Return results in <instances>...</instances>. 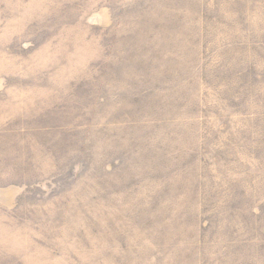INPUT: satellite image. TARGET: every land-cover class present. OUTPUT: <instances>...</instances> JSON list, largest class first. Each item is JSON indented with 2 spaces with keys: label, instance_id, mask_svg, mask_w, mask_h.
Here are the masks:
<instances>
[{
  "label": "rangeland",
  "instance_id": "374dc122",
  "mask_svg": "<svg viewBox=\"0 0 264 264\" xmlns=\"http://www.w3.org/2000/svg\"><path fill=\"white\" fill-rule=\"evenodd\" d=\"M178 61L187 83L162 90ZM141 139L165 170L119 167ZM209 189L264 235V0H0V264L229 262L184 220Z\"/></svg>",
  "mask_w": 264,
  "mask_h": 264
},
{
  "label": "trees",
  "instance_id": "16d2710c",
  "mask_svg": "<svg viewBox=\"0 0 264 264\" xmlns=\"http://www.w3.org/2000/svg\"><path fill=\"white\" fill-rule=\"evenodd\" d=\"M178 26L181 27L182 24H178ZM167 28H169V27H167ZM172 29H173V31L171 32L172 36L176 35L177 33H176L175 29H178L177 26L176 25L173 26ZM166 35L171 36L168 33V30H167ZM169 47H170L169 49H166V48H160L159 49L158 59L163 57V56H161V54L169 55V54L174 53L172 51L173 47L172 46H169ZM138 52H140V51H138ZM144 55L145 54L142 53V56L140 58L149 59V60L152 59V56L145 57ZM179 64H181V63L178 61V65L173 64L170 68L167 65H165V67L161 66L159 68V75H160V81L159 82H160V86H161L162 90L168 89V91L170 93H172V90L180 89L182 86H184V84L187 83L186 76L183 75L184 72L181 73L183 71V70H181L182 66ZM140 66H144V68H145L146 65L141 64ZM249 68H250L249 72H247L248 69H245L241 74V75H245L244 76L245 79L248 77L247 74H254V71H253V70H255L254 65L250 66ZM172 70H174V71L172 72ZM161 101L165 104L171 103V102L168 103L165 100H161ZM174 101L177 102L176 108L182 103V102H180L181 100H174ZM191 101H192V99H191ZM146 104L147 103H145V106L147 107V111H146V113H147L149 107ZM153 105L157 108L161 106L159 104H156L155 102L153 103ZM192 105L194 106V104H192ZM181 106L186 108L189 105H186L185 103H183V105H181ZM144 109H145L144 107L140 108L141 111H144ZM154 115H155V113L150 115L149 123L147 122V120L144 123L147 126L152 125L157 130V133L160 132L164 128V126L170 125L171 121L163 122V120L161 118H158V117L153 119L152 116H154ZM143 140L142 139L137 140L136 142L138 143V145L132 144L131 147H133L134 149L130 148V150H129L127 148L128 151L125 152L127 154L124 153L125 155H123L126 158V160H124L122 158L123 156L118 157V159L116 158L117 162L119 163V167L121 169H125L127 167V165H130L131 164L130 162L132 160H134V162L138 164V168L139 167L140 168L148 167V168H151L152 170H154L158 173L161 172L162 170H165L164 169L166 166L165 161L164 162L159 161V162L153 163V165H147V163L144 165L145 162L143 159L141 160L139 157H136L133 155L136 153V152L134 153V150H136V149L138 150L140 146L142 147V149H144ZM156 149H157L159 156L164 152L163 151L164 148H161L159 146ZM151 152L152 151L150 148V150L147 153H151ZM164 156H166L165 153H164ZM141 157H144V159H145L146 155L142 154ZM189 167L190 166H185L181 169V171H182L183 175H185L186 179L189 181H193L196 179L202 180L203 176L197 177L195 175V173L193 171H191L192 168L190 170ZM188 171H191V173H192L191 176H189ZM147 175H149L148 171H145L143 169L142 176H140L141 180L139 179L140 177H138L136 175V178H134V183L137 182V184L140 185L141 181L143 182V179L146 178ZM148 177H151V176H148ZM126 185H127V183H126ZM211 189L206 191L207 200H205L204 207L201 208L203 210L200 211L198 214L197 213L194 214L195 217L192 216L191 212H189V208H191L192 206L193 207L195 206L193 204L194 202L192 203L190 201L185 206V208L183 210V212H184L183 216L185 217L184 220L186 222L190 223V227L194 228L196 226L198 231H199L200 239H202V241H205L206 243L211 242L210 243L211 246L214 245L213 243L216 244L219 241H223V239H225V238L229 239V241L226 243V245H224V246L221 245V246L224 247V250H226L227 259H230V261L227 262L226 259L223 257L224 259H222L220 264H264V235H258L257 236V242H255L254 240H252L251 237H249L247 239H244V237H241L240 236L241 231H239V229H237L236 227L233 228L232 226L228 225V223L225 225L224 224L225 218L220 217L218 215V213L216 212L214 206H212L213 201L210 198V196H212L210 193ZM182 206H183V204H182ZM192 209L194 210V208H192ZM189 213H191V214H189ZM257 219H259L258 216H257ZM260 219H261V222L264 223V208L262 209ZM193 222L195 224L194 227H193ZM242 234H246V236H247V233H242ZM222 247H221V249H222ZM249 249H250V251H249ZM248 253H249V255H248ZM247 255H248V258L245 260V257ZM220 258H222V257H220ZM224 260H225V262H224Z\"/></svg>",
  "mask_w": 264,
  "mask_h": 264
}]
</instances>
